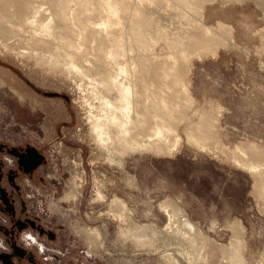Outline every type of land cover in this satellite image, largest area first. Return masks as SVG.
<instances>
[{
	"label": "rangeland",
	"instance_id": "obj_1",
	"mask_svg": "<svg viewBox=\"0 0 264 264\" xmlns=\"http://www.w3.org/2000/svg\"><path fill=\"white\" fill-rule=\"evenodd\" d=\"M118 66L151 92L172 154L106 163L87 120ZM0 142L43 154L22 187L57 237L34 250L61 264H187L178 247L190 264H263L264 186L239 162L264 164V0H0ZM163 204L198 235L171 240Z\"/></svg>",
	"mask_w": 264,
	"mask_h": 264
},
{
	"label": "bare ground",
	"instance_id": "obj_2",
	"mask_svg": "<svg viewBox=\"0 0 264 264\" xmlns=\"http://www.w3.org/2000/svg\"><path fill=\"white\" fill-rule=\"evenodd\" d=\"M102 7L104 9H107V11L111 15H115V12L110 7V5H104L103 4ZM84 10H86V9L84 8ZM44 29H45L44 31L46 33H48V28L44 27ZM203 49H204V47H203ZM125 67L126 66H124V67L118 66L113 79L106 77L107 79L104 80V83H105L104 84L105 85V88H104L105 91L104 92L102 91L101 93H98V92H96V90L93 91L95 93V96H94L95 99L98 100V102H99V107L95 113H93V111H92L93 108L91 109V111L89 112L88 120H87L89 125L91 126V133L93 134V136L95 138V143L100 147L99 150H103L105 152V153L103 152V156L105 158L106 163L107 164H108V162H109V164L114 163L116 166L118 164V163L117 164L115 163V162H117V161H115L116 157H118L121 154V152H118V148H121L124 152H126L128 154L135 153V152H138V153L144 152V153H152V154H156V155H160V154L169 155V154H172L174 151L177 150V146L180 142L179 138L174 134V130H172V128L169 127L162 120L163 118H161V116L158 117L160 119H157L151 115V113H150L151 109L148 108L147 105L145 104V103H147L146 101L150 102L148 104H151V102H153V101H150V98H149L151 96V92L149 94L150 96L148 95L149 97L147 96V94H144L143 92H146L147 90L145 88L142 89V86H141L142 82H140L141 81L140 76H139L140 80L136 79V75L134 74V72L131 73L132 70L129 71ZM141 74H143V73H141ZM147 82H149V81H147ZM150 86H152V85H150ZM144 87H145V85H144ZM167 89H169V88H167ZM160 99H163V98H160ZM162 103L164 104L165 102H162ZM159 104H160V102H159ZM159 106H157V107L159 108ZM149 107L152 108L153 105H151ZM157 109L155 108V110H157ZM159 111H161V110H159ZM165 111H166V109H165ZM165 111H164V113H165ZM173 111L175 112V110H173ZM168 113H170V112H168ZM152 114L155 115V114H157V112L155 113V111H154V113H152ZM166 115L168 116L167 113H166ZM172 117L173 116H171L170 118L172 119ZM206 128L207 127H205V126L202 129L200 128L201 129L200 130L201 135H199V137L187 135L186 139L189 141L188 143L191 142V143H194L196 145H199V144H202V142L204 141L203 139L206 140V139L210 138L209 132L207 131ZM253 149H254V147H253ZM249 150H251V149H249ZM241 152L242 151H240V153ZM260 153H258V151H257V153H255V154H260ZM135 154H137V153H135ZM122 155H123V153H122ZM250 157H252V156H250ZM252 158H254V157H252ZM259 159H260V157H259ZM261 159H264V157L262 158V156H261ZM255 160H256V158H255ZM260 160H259V162H260ZM263 162H264V160H263ZM237 163H238V161H237ZM260 163H262V162H260ZM259 164H255L252 160L239 162V166L242 169H245L249 173L253 174V177L258 176L259 182L264 186V175H263L264 171L262 172V170H264V169L260 168L261 166H264V164L263 163H262V165H259ZM119 165H120V163H119ZM255 174H256V176H255ZM259 177L262 178L261 179L262 182H261ZM258 179H256V180H258ZM256 183L258 184V182H256ZM260 183H259V185H260ZM98 197L100 198L101 196L99 195ZM161 208L165 212V214H167L168 219H169V222L167 223V226L163 231L166 233L167 232H173V234H175V233L178 234L177 236H175L171 240L177 239L179 241H184V240H189L190 237L194 238V235H198L199 231L194 229V227L191 224H189V222L184 218L183 214H180L181 213L180 210L174 208L172 205H169V204H167V205L163 204L161 206ZM117 219H118V217H117ZM233 230L235 232V236H236V234H240V236H241V234L243 232L241 226H236V227L233 226ZM237 236H239V235H237ZM238 243H239L238 240H236L235 242L233 241L234 245L238 244ZM233 244L231 246H234ZM174 249L177 250V254H175L176 252L173 253L175 258H181L182 260L184 259L187 264H190L188 262L191 259L186 257L187 255L189 256L190 254H187L185 256V254H183L180 251L179 247L174 248ZM217 249H219L220 252H223L222 249H224V247H219ZM169 250H171V248H169ZM164 254H167V253H164ZM168 255H169V253H168ZM190 258H191V256H190ZM171 260L176 264V261L173 260V258H171ZM190 262H192V261H190ZM226 262H228V260ZM261 262H263V261H261ZM179 263L184 264V262H182L181 260H179ZM239 264H241V263H239Z\"/></svg>",
	"mask_w": 264,
	"mask_h": 264
},
{
	"label": "flooded vegetation",
	"instance_id": "obj_3",
	"mask_svg": "<svg viewBox=\"0 0 264 264\" xmlns=\"http://www.w3.org/2000/svg\"><path fill=\"white\" fill-rule=\"evenodd\" d=\"M52 99L69 101L62 98V95ZM28 146L13 147L0 142V264H61L57 257L45 252L49 251L46 247L34 250V245L38 246V242L48 245L57 237L41 225L28 207L22 183L25 179L31 180L40 168L25 173L24 167L19 165V156L25 154ZM13 148L16 149V154L11 153ZM30 235H33V241H29Z\"/></svg>",
	"mask_w": 264,
	"mask_h": 264
},
{
	"label": "water",
	"instance_id": "obj_4",
	"mask_svg": "<svg viewBox=\"0 0 264 264\" xmlns=\"http://www.w3.org/2000/svg\"><path fill=\"white\" fill-rule=\"evenodd\" d=\"M45 96L54 98L60 95L58 93H45ZM62 98L66 99L65 96H62ZM15 151L16 149L13 148L11 153L16 154ZM44 163L43 155H41L34 147L28 146L25 150V154L22 157L19 156V165L24 167L25 173H31Z\"/></svg>",
	"mask_w": 264,
	"mask_h": 264
},
{
	"label": "built area",
	"instance_id": "obj_5",
	"mask_svg": "<svg viewBox=\"0 0 264 264\" xmlns=\"http://www.w3.org/2000/svg\"><path fill=\"white\" fill-rule=\"evenodd\" d=\"M29 241H33L32 238L29 237Z\"/></svg>",
	"mask_w": 264,
	"mask_h": 264
}]
</instances>
